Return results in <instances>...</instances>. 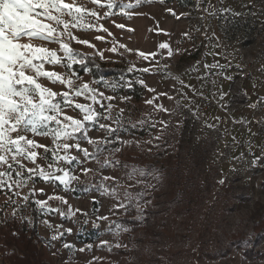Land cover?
<instances>
[{
	"label": "rangeland",
	"instance_id": "374dc122",
	"mask_svg": "<svg viewBox=\"0 0 264 264\" xmlns=\"http://www.w3.org/2000/svg\"><path fill=\"white\" fill-rule=\"evenodd\" d=\"M128 2L134 3L135 0H123V3ZM211 3L216 8L231 7L243 15L224 20L207 16L202 11L204 5L197 9L194 0H164L163 3L151 0L133 10L131 18L120 15L117 8L113 17L102 19L100 22L109 28L113 36L102 32L75 31V35L96 45L94 50L73 43L78 52L94 55L103 63L119 65L125 70L129 67H152L153 63L142 60L138 51L156 52L158 64L155 66L159 71L156 74L133 71L128 75L107 76L100 81L93 78L89 69L82 75L75 73L82 81L89 82L106 95L117 97L113 101L117 105L114 116L119 108L125 109L123 124L111 138L112 143L106 145L98 157L101 163L106 160L120 163L114 167H101L95 159L74 162L70 167L80 180L73 181L69 189H64L58 182L36 180V188L45 190V195H37V199H46L47 195L53 194L65 196L68 205H62L57 200L49 201V204L65 212L71 206L87 213H78L74 217H62L55 213L41 215L53 225L62 224L63 229H72L62 238L52 240L53 231L41 220L40 237L35 244L43 254L42 264H264V239L252 243V253H246L239 245L229 247L231 233L235 230L245 228L248 237H252L249 228L251 212L258 206L264 207V0H223V3L211 0ZM169 8L174 9L177 16L171 15L167 11ZM180 13L187 15L179 16ZM113 21L125 24L126 28H116ZM197 28L200 31H196ZM205 30L209 36L214 32L215 37H219L220 47H215V37L208 40ZM184 33H189L191 38ZM96 35H105L106 41L95 40ZM113 39L117 41L116 53L107 51L113 46ZM160 43L170 45L173 50L171 57L167 49L158 47ZM121 44L133 51L121 48ZM96 50L104 53L103 59ZM216 60L230 66L223 70L211 69L213 75L200 79L209 71L204 64H212ZM55 70L64 71L60 67ZM221 71L223 74H220ZM249 74L250 80L244 77ZM227 76L232 79H226ZM140 79L155 88L157 93L167 92L173 97H160L157 101L168 112L156 110L145 103L154 94L138 83ZM179 80L196 86L207 99L194 97L187 88L182 91L187 92L189 99H184L179 94ZM126 81L134 82L133 86L121 88L119 85ZM201 85L204 87L201 88ZM54 90L64 89L55 87ZM222 93L225 95L221 99ZM124 96L131 99L123 101L121 98ZM80 102H84L82 98ZM252 104L257 107L252 108ZM68 114L75 115L71 110ZM141 120L145 123L140 124ZM133 124L136 126L133 127ZM104 135L98 127L89 125L90 137L100 139ZM40 142L50 144L49 139L41 138ZM81 143L90 152L94 151L86 141L81 140ZM114 148L120 150L113 151ZM73 154L82 156L75 151ZM255 157L262 159L253 164ZM149 160L152 165L146 171L144 166ZM81 167L91 168L92 171L84 175ZM133 169L136 170L134 173ZM101 176L117 178L115 196L107 195L95 186ZM221 179L225 180L223 185L219 183ZM173 182L183 190L190 189L187 190L193 195L190 207L184 201L168 211L169 226L162 224L156 228L158 236L154 249L129 242L123 228L111 226L113 217L119 216L121 209L115 214L109 210L118 201L124 202L125 189L149 185L152 189L157 186L162 194L161 200L165 201L174 189L171 187ZM105 183L113 185V181ZM205 186H209L210 190L205 191ZM227 188L231 191L225 194ZM24 191L27 193L28 190ZM200 191L204 197L202 202L196 198ZM6 202L5 194L0 192V223L13 216L14 211L19 213L11 204L5 207ZM104 215L109 216V220L96 219ZM104 240L109 245L119 243L123 247L131 246V249L123 257L109 251V245L101 247ZM64 243L72 247L66 249ZM81 248L85 251L80 252Z\"/></svg>",
	"mask_w": 264,
	"mask_h": 264
},
{
	"label": "snow or ice",
	"instance_id": "6c2138e0",
	"mask_svg": "<svg viewBox=\"0 0 264 264\" xmlns=\"http://www.w3.org/2000/svg\"><path fill=\"white\" fill-rule=\"evenodd\" d=\"M145 2H151V0H135L134 3H123V0L119 3L117 0H70V2L69 0H0V192L4 193L7 198L5 207L11 204L22 212L34 205V211L38 210L42 217L45 213H55L62 217L69 215L74 217L78 213L87 215L83 209H72L71 206L68 212L59 207L53 208L49 201L57 200L62 205H68L67 198L53 194L47 195L46 199H37V195H45V190L37 189L35 186L36 180L42 179L46 183L58 182L63 185L64 189H69L73 181L80 180L75 170L70 167L74 162L82 163L84 160L95 159L101 167H114L120 163L111 160L101 163L98 157L105 150V146L112 143L111 138L115 137L123 124L125 109L119 108L114 116L113 111L117 105L113 101L117 97L106 95L104 91H100L89 82L82 81L71 71L74 65L83 66L88 59V54L78 52L72 46L73 43L96 49V45L91 40L75 35V31L102 32L107 36H113L109 28L100 21L113 17L117 8L120 10V15L131 18L134 14L133 10ZM159 2L163 3L164 0H159ZM194 2L197 9H201V5H204L202 11L209 17L228 20L230 17L243 15V13L235 12L231 7L216 8L211 0H194ZM220 2L223 3V0ZM167 11L177 16L174 9L169 8ZM184 15L187 14H179V16ZM113 23L116 28H126L125 24L115 23V21ZM128 31H134V29H128ZM196 31L200 29L197 28ZM184 35L191 38L189 33H184ZM204 35L209 41L215 37L214 32L209 36L207 30ZM94 39L101 42L106 41L105 35H96ZM215 39L217 41L215 47H220L219 37ZM112 43L113 46L107 51L116 53L118 51L115 46L117 41L113 39ZM50 45L57 47L53 48ZM120 47L127 49V46L123 44ZM158 47L167 49L169 57L173 55V50L168 43H160ZM96 51L103 59L104 53ZM210 54L220 55V53ZM138 55L142 60L153 63V66L140 69L129 67L128 72L156 74L159 71V68L155 66L158 64L156 52L138 51ZM228 66L230 65L220 64L219 60L212 64L205 63L204 68L209 71L200 79L204 80L209 75H213L211 69L223 70ZM57 67L63 68L64 71H56ZM195 70L198 71V69ZM220 74H223L222 71ZM225 78L232 79L230 76ZM133 83L126 81L119 86L121 88L132 87ZM138 83L154 94L152 99L145 100L146 104L153 106L156 110L168 112V109L157 101L160 97L168 99H173V97L168 96L167 92L157 93L156 89L149 87L143 79H140ZM179 83L181 86L179 94L184 99H189L187 92L182 91L184 88L189 89L194 97L207 99L196 86L185 84L183 80H179ZM212 83L214 84L215 81L213 80ZM55 87H61L64 90L57 91L54 90ZM111 87L115 88L116 85H111ZM203 87L204 85H201V88ZM223 95L225 94H221V99ZM81 98L84 102H80ZM121 99L128 101L131 98L124 96ZM251 107L256 108L257 105L252 104ZM68 110L74 112L75 115L68 114ZM216 119L220 118L216 117ZM139 123L143 124L145 121L141 120ZM246 123L251 122L246 121ZM89 125H95L103 131L104 137L100 139L90 137ZM41 138L49 139L50 144L41 143ZM233 139L235 140V137ZM81 140L92 145L94 151L90 152L89 148L83 147ZM123 143L130 142L123 141ZM119 150V148L113 149V151ZM73 151L82 153V156L73 154ZM261 159L262 157H255L252 163L255 164ZM29 164L32 166L29 167ZM80 171L87 175L92 169L81 167ZM135 171L133 169V173ZM140 174L143 175V172ZM129 178L132 176L129 175ZM106 181H113V185H107ZM219 183L223 185L225 180L221 179ZM95 186L111 196H115L118 191L117 178L114 176H101ZM25 189L28 190L27 193ZM124 197L129 204L135 199L129 191H125ZM150 203L151 201H146L140 204L139 200H136L135 206L138 211L143 212ZM127 207L128 205L123 201H118L109 211L115 214L120 209L127 211ZM12 215L15 218L16 211ZM21 218L26 219L29 224L33 223L31 219ZM96 219L107 221L109 216H97ZM42 223L53 231L52 240H57L65 233L72 232L71 228L63 229L62 224L53 225L47 219H42ZM117 227L119 228V225ZM123 231L127 232L130 229L125 227ZM105 245H109V242L101 241V247ZM114 246L122 247L119 243ZM63 247L69 249L72 246L64 243ZM111 247L109 245V251ZM79 251L83 252L85 249L81 248Z\"/></svg>",
	"mask_w": 264,
	"mask_h": 264
},
{
	"label": "trees",
	"instance_id": "16d2710c",
	"mask_svg": "<svg viewBox=\"0 0 264 264\" xmlns=\"http://www.w3.org/2000/svg\"><path fill=\"white\" fill-rule=\"evenodd\" d=\"M81 53V52H80ZM83 54V53H82ZM87 69L92 73L96 81H100L107 76L128 75L129 72L119 65H111L101 62L94 55L88 54V59L85 65L76 64L72 68L73 73L82 75ZM101 154V153H100ZM201 155V154H200ZM152 161L149 160L144 166V170L149 171ZM155 167V158H153V168ZM163 180L166 176L162 172ZM97 184V183H96ZM171 195L165 201L161 200V191L157 186L150 189L148 186H139L125 189L133 194L135 199L131 204L125 199L124 203L128 205L127 211L121 209V213L117 217H113L112 227L128 228L130 231L125 232L129 242L139 244L142 248L146 245L147 248L153 249L157 245L156 228L162 224L164 227L169 226L171 208L179 207L180 203L185 201L190 207V199L192 194L187 190L189 188H179L176 182L171 183ZM210 190L209 186H205V191ZM229 188L225 189V194L230 192ZM196 195L197 201L202 202L204 197L203 192H198ZM139 200L140 204L146 201H151L144 208L143 212L137 210L135 203ZM162 206V207H161ZM35 206L27 207L24 211H19L16 217L10 216L0 223V264H42L43 254L37 250L35 241L40 237L41 213L38 210L34 211ZM188 211V210H187ZM25 217L31 219L33 223H27ZM162 217V219H161ZM252 230V239L247 235V229H238L231 233L229 247L242 246L246 253H252V243L256 244L264 239V207L258 206L254 208L250 216ZM142 244V245H141ZM111 245V244H110ZM111 251L116 254H121L126 257L129 253V247H115L111 245ZM230 249V248H229Z\"/></svg>",
	"mask_w": 264,
	"mask_h": 264
},
{
	"label": "built area",
	"instance_id": "2783aa9c",
	"mask_svg": "<svg viewBox=\"0 0 264 264\" xmlns=\"http://www.w3.org/2000/svg\"><path fill=\"white\" fill-rule=\"evenodd\" d=\"M244 77H246V79H249L250 80L251 79V74H249L247 76L245 75Z\"/></svg>",
	"mask_w": 264,
	"mask_h": 264
}]
</instances>
